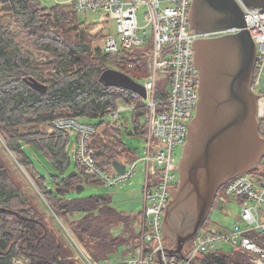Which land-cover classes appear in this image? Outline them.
Returning <instances> with one entry per match:
<instances>
[{"label":"trees","instance_id":"obj_1","mask_svg":"<svg viewBox=\"0 0 264 264\" xmlns=\"http://www.w3.org/2000/svg\"><path fill=\"white\" fill-rule=\"evenodd\" d=\"M94 27L65 4L0 0V207L7 208L0 210V264H82V255L74 256L79 252L75 243L94 264H111L114 254L121 251L117 264H122L142 241L143 211L127 214L106 194H77L79 184H104L78 162L71 170V133L54 126L60 117L100 118L101 125L123 102L135 105V128L130 134L145 136V99L132 90L108 86L100 77L114 68L143 83L149 75L152 46L107 52L95 46L100 35L91 34ZM31 77L47 85V92L33 88L26 80ZM159 95L165 98L166 90ZM122 129L107 123L104 137H93L97 161L105 170H113L115 161L136 157ZM260 134L264 137V119ZM5 151L59 223L47 218L38 198L27 192ZM263 169L264 161L251 174L260 175ZM209 223L210 215L204 226ZM250 236L264 241L258 231ZM231 247L200 255L196 263L253 264L249 251Z\"/></svg>","mask_w":264,"mask_h":264},{"label":"built area","instance_id":"obj_2","mask_svg":"<svg viewBox=\"0 0 264 264\" xmlns=\"http://www.w3.org/2000/svg\"><path fill=\"white\" fill-rule=\"evenodd\" d=\"M244 9L247 29L253 36L257 48V59L253 71L252 88L258 94V118L264 119V92L258 91L264 74V8H249L243 0H237ZM193 0H64L65 5L76 9L80 14L101 12V24L92 28L93 36L103 34L107 18L116 21L117 32L108 34L104 50L115 53L123 48H140L151 44L148 59L149 75L142 83L147 91L145 98L148 111L145 115L147 131L145 155L134 157L119 172L105 170L98 163L92 146L93 137H104L106 124L122 127L119 121L121 112L133 111L135 105L120 102L112 111L111 120L101 125L83 121L81 117H60L54 126L75 135L74 156L86 172L104 185L113 187L128 181L137 171L139 162L144 166L145 183L143 187L144 232L140 246L122 264H161L158 253H162L163 264H191L192 260L219 247V243H228L251 253L253 264H264V241L253 239L251 232L258 231L264 236V169L256 181L247 174H239L227 181L220 189L228 197L242 204V222H235L234 229H212L204 225L199 229L192 247L185 250L183 259L170 257L165 249L171 244L163 237V220L173 189L177 173L175 168V147L187 142L190 124L196 115L200 99V74L195 63L194 42L199 37L219 36L235 33L237 27L200 34L190 23V11ZM145 6L147 24L151 26L152 36L141 26L138 8ZM160 71L170 73L169 86L159 87ZM166 90V97L160 98V92ZM179 166V165H178ZM219 193V192H218ZM204 227V228H203ZM75 243V242H74ZM76 257H82L91 264L79 245Z\"/></svg>","mask_w":264,"mask_h":264},{"label":"water","instance_id":"obj_3","mask_svg":"<svg viewBox=\"0 0 264 264\" xmlns=\"http://www.w3.org/2000/svg\"><path fill=\"white\" fill-rule=\"evenodd\" d=\"M243 2L249 8H264V0ZM190 23L200 34L233 27L240 30L194 42L200 99L178 166L180 183L172 191L163 220V237H169L171 244L165 251L180 259L185 257V245L192 244L209 217L219 189L239 174L256 171L264 158L259 96L251 87L258 48L247 29L244 9L237 0H193ZM26 80L39 92H47L43 82L33 77ZM100 80L147 97L145 86L121 70L108 68ZM113 166L119 172L125 169L119 161ZM84 190V184L77 186V194ZM158 256L163 264L162 253Z\"/></svg>","mask_w":264,"mask_h":264},{"label":"rangeland","instance_id":"obj_4","mask_svg":"<svg viewBox=\"0 0 264 264\" xmlns=\"http://www.w3.org/2000/svg\"><path fill=\"white\" fill-rule=\"evenodd\" d=\"M42 5L44 6H51L52 4H63L64 0H40ZM145 6L140 5L138 8V19L139 23L143 27V30L145 29L148 33V37L152 36V30L151 26L147 24V19L145 16ZM101 12H89V13H81L80 17L82 20H87L90 23H93L95 26L101 24L100 19L102 18ZM108 21L103 23L104 30L103 34L104 36L100 35L99 39L95 41V46L100 48H105L106 45V38L108 34L115 35L117 32V26L116 21L113 18H107ZM92 33V31H91ZM93 35V34H92ZM95 36V35H94ZM169 78L170 73L168 71H160L159 72V79L161 83L165 86H169ZM262 90L264 92V74L262 77L261 85L258 88V91ZM82 118V117H81ZM132 117V111H123L120 114L119 121L124 124L122 133L123 138L126 141L127 144H129L130 147L136 150L137 154L135 155L137 158L142 157L145 155V149H146V142L144 137H140L138 135H131L130 131H133L135 128L134 121ZM83 121L91 122V123H100V118H89V117H83ZM111 120V114L109 116L103 118L104 122H108ZM76 140L75 135L71 134V140L68 145L69 152L72 154L71 159V170H74L76 168V159L74 156V151L76 148ZM185 143H178L175 147V157H176V163L175 168L173 169L174 172L177 173L176 178L174 179L176 183H178V165L179 162L183 156V150H184ZM5 155L7 156L10 164L12 165L13 169L18 173L21 174L22 179L24 180L26 190L29 194L34 196L35 198H38L39 203L42 206V209L46 211L47 218L51 219L54 224L59 223L55 222L57 219L55 217V214L52 212V210L49 208V205L43 198H39V194L36 191L35 187L33 186L32 182L29 180L28 176L24 174L23 170L17 166L16 160L12 157L11 154L7 151H5ZM264 161V158L262 162ZM144 166L142 162H139V166L135 174L126 182L119 183L113 187H109L107 185H101V184H91L85 187V190L83 192L84 195H92V194H106L109 195L112 198V201L114 205L119 208L120 210H123L127 214L137 215L141 211H143L144 202H143V187L145 183V174L143 172ZM248 176H250L253 179L259 180V175L256 173H246ZM218 195L216 198V201L214 203L213 209L210 213V223L207 225L211 227L212 229H221V230H231L235 227V222L241 223V212H242V204L233 197H228L220 190L218 191ZM54 216V218H53ZM58 220V219H57ZM56 220V221H57ZM206 227V226H204ZM203 227V228H204ZM63 230V229H62ZM64 231V230H63ZM219 247H222L225 251H229L232 249L231 244L228 243H219ZM78 253V252H77ZM75 251V255H77ZM122 256V252L118 251L114 254L111 264H117L120 261V258ZM82 264H91L88 262V260L84 259ZM94 264V263H93ZM157 264V263H153ZM199 264V263H196Z\"/></svg>","mask_w":264,"mask_h":264},{"label":"flooded vegetation","instance_id":"obj_5","mask_svg":"<svg viewBox=\"0 0 264 264\" xmlns=\"http://www.w3.org/2000/svg\"><path fill=\"white\" fill-rule=\"evenodd\" d=\"M177 180H178V183H176V182H174L173 184V189H176L178 186H179V183H180V176H179V174H178V178H177ZM173 189H172V191H173ZM171 197H172V195H171ZM176 220H175V222L176 223H178V224H180V220L179 219H177V218H175ZM169 243H170V238L169 237H167V239H166ZM195 240V239H194ZM194 240H193V242H192V244H186L185 245V250H187V249H189L190 247H192V245H193V243H194Z\"/></svg>","mask_w":264,"mask_h":264}]
</instances>
